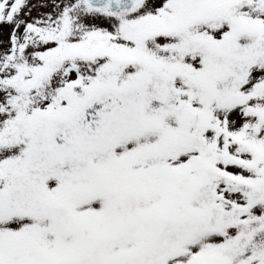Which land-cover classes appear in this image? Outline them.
Returning <instances> with one entry per match:
<instances>
[{"label": "snow or ice", "instance_id": "snow-or-ice-1", "mask_svg": "<svg viewBox=\"0 0 264 264\" xmlns=\"http://www.w3.org/2000/svg\"><path fill=\"white\" fill-rule=\"evenodd\" d=\"M0 264H264V0H0Z\"/></svg>", "mask_w": 264, "mask_h": 264}, {"label": "rangeland", "instance_id": "rangeland-1", "mask_svg": "<svg viewBox=\"0 0 264 264\" xmlns=\"http://www.w3.org/2000/svg\"><path fill=\"white\" fill-rule=\"evenodd\" d=\"M38 2H39V0H33V3H38ZM3 31H4V32H6V31H7V29H6V28H4V29H3Z\"/></svg>", "mask_w": 264, "mask_h": 264}]
</instances>
